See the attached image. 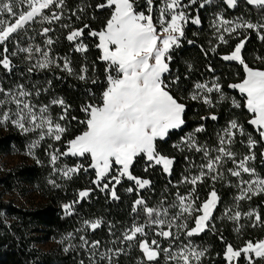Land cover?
I'll return each instance as SVG.
<instances>
[{
  "label": "snow or ice",
  "instance_id": "snow-or-ice-1",
  "mask_svg": "<svg viewBox=\"0 0 264 264\" xmlns=\"http://www.w3.org/2000/svg\"><path fill=\"white\" fill-rule=\"evenodd\" d=\"M243 2L261 10L258 21L243 16L226 17L225 11L236 9L240 0H219V4L217 0H159L158 3L157 0H143L142 4L141 0H103L94 8L108 10L109 15L103 26L96 30L88 23L81 27H74L72 23L73 17L80 20L86 10L93 7L89 3L82 4L75 11L69 10L71 15L66 16V0H0V46H3L0 67L3 70L13 73L16 65L12 58L22 53L25 60L34 61L27 68L29 74L36 70L58 69L82 82L103 83L99 96L88 90L91 99L80 107L83 119L69 116L71 106L62 97L54 96L44 104L34 102L33 98L48 92V87L40 88L34 84L30 89L19 83L15 88L6 89L0 84V125L11 124L25 134L36 135L37 138L27 145L28 155H33V150L40 148L46 140L61 142L72 121L83 125L79 134L67 140L65 151L53 148L52 143L47 144L52 176L70 181L81 171L87 173L91 169L95 174L92 184L101 192H107L113 200L120 199L116 186L124 179L134 183V187L126 189L128 193L151 187L149 179L133 175L132 167L138 158L146 161V172L160 166L163 173L172 175L175 157L162 154L158 150V141L165 140L170 132L181 129L186 123L187 105L172 93V87L179 84L181 77L169 74L173 54L186 39L187 26H202L199 11L217 5L209 24L215 41H209L211 52L215 53L221 45H228L232 39L238 40L221 59L242 67L243 77L228 87L238 91L243 104L235 97L227 96L219 77L215 76L208 81L195 82L189 98L212 110L208 116L201 117L202 120H218L215 109L221 103L228 102L235 109L245 108L251 114L247 123L255 128L259 140L247 133L238 120L230 119L217 133L216 147L210 148L198 141L196 134L205 131L204 125L198 126L173 145L181 152L201 154L200 164L185 157L190 172L179 183L189 186L186 193L177 191L174 200H161L157 206H149L138 195L131 212L135 216L142 213L144 222L138 223L134 218L131 225L111 241L120 247L105 248L100 240H90L87 232H95L105 222L102 218L84 219L75 233L62 238L61 243L69 241L65 251L82 249L87 264H117L119 257L134 247L141 253L137 264H160L161 260L163 264H204L210 256V249L194 241L206 232H217L216 213L222 204V197L215 187L217 182H227L238 192L232 204L224 206L219 219L231 222L237 235L245 227L242 221H248L247 226L252 228L264 227V219L257 209L241 211L240 207L241 202L264 194V175L255 166L257 145L264 143V68L250 66L244 55L251 33L264 43V0ZM194 5L197 7L193 16L190 9ZM65 18L69 22L60 23ZM45 23L60 24L61 28L67 29L65 39L74 52L81 54L89 50L84 42L87 30V36L96 40L94 46L100 52L98 59L105 65L103 81L95 75L94 65L90 70L87 64H83L77 70L68 56L53 55L52 46L57 40L49 35L54 31L52 27H43ZM34 24L42 26L38 34L45 37L44 47L31 43L35 35L29 33L34 31ZM22 39L29 41L27 46H21ZM9 43L14 45V50H9ZM187 43L191 45L195 41L187 40ZM204 55L207 56L208 51ZM254 59L264 63V56L256 55ZM188 69L191 70V65ZM208 71L214 72L215 69L209 65ZM46 83L51 85V81ZM54 107L60 109L55 115ZM238 137H245L240 143L247 148L246 154L240 155L233 150ZM259 156L264 163V151ZM62 157L84 159L88 164L63 163L59 166ZM229 162L233 166L225 167ZM229 177L235 178V182ZM209 180L212 187L201 200L198 186ZM48 183L55 188L61 187L56 178H50ZM92 192L91 188L79 190L76 199L63 204L65 216L74 215L75 206L88 199ZM113 227L108 225L110 235L115 236ZM152 228L158 231L149 241L147 230ZM76 233H79V245L71 243L77 238ZM161 239L167 241L166 247L161 245ZM220 239L223 241L222 235ZM223 259L225 264H264V239L247 240L239 247L226 243ZM79 264H85V260L81 259Z\"/></svg>",
  "mask_w": 264,
  "mask_h": 264
},
{
  "label": "trees",
  "instance_id": "trees-1",
  "mask_svg": "<svg viewBox=\"0 0 264 264\" xmlns=\"http://www.w3.org/2000/svg\"><path fill=\"white\" fill-rule=\"evenodd\" d=\"M103 2V0H66V16L71 15V11L77 10L79 6L85 3L93 5L92 8L86 10L82 15V19L76 20L73 17L72 23L74 27H81L84 23L91 25V28L99 30L106 18L109 15L108 10H95L94 5ZM187 2V0H185ZM158 3V1H157ZM197 6H192L190 11L192 15H196ZM55 10V9H53ZM71 10V11H69ZM214 11L212 6H208L199 11L202 20V26L198 27L189 24L186 28V39L182 47L175 50L173 54V61L171 63L172 72L171 77L179 75L181 77L178 85L172 87V93L181 102L187 105L185 112V125L179 130H173L169 136L163 140L158 141V150L167 156L175 157V164L173 172L170 177H166L162 173L159 166L149 168L146 172L144 170L146 163L144 158H138L132 167L133 175L142 177L152 181L151 188L148 191H142L141 196L148 200L150 197L160 196L164 197L168 193L179 191L181 178L189 174V161L185 157H190L196 164L202 162L201 154L196 152L178 151L173 147L174 144L179 143L182 136L194 132L195 128L204 125L205 131L198 133L197 139L200 144H206L210 148L217 145V133L221 131L230 119H236L243 124L245 131L250 133L254 138L259 140V135L255 128L247 122L251 119V114L243 107L239 109L232 108L230 103L225 102L218 105L215 109L218 120L211 119L202 120L201 117L208 116L212 111L207 106L198 101H192L189 98L190 92L193 90L195 82H203L211 80L214 76L219 77V82L223 85L224 93L229 97H235L243 104V98L237 90L230 89L229 84L237 83L243 77L242 67L236 62H227L221 59V56L228 54L235 43L236 39L230 40L228 45H221L215 53L211 52L209 41L215 43L212 30L209 27ZM225 15L229 19H235L237 16H243L245 19H251L253 22L260 19L261 10L255 6H249L240 0L239 6L232 10H226ZM95 18H92V17ZM65 18L60 23H68ZM34 31H30L29 35H35V39L31 41L32 44H39L44 47L43 41L45 37L38 34L41 29L40 24H34ZM43 27H52L53 32L49 33L54 40H57L52 46V54L56 57L68 56L72 61V66L79 69L83 64H87L91 70L95 66V75L99 76L100 81H103V71L105 65L98 59L100 52L95 48L96 40L87 36L85 31L84 42L88 44V52L85 54L76 53L73 51L69 42L65 39L67 29L60 27V24L48 25L43 24ZM187 40L195 41L194 44L189 45ZM28 40H21V46H27ZM9 50H14V45L9 43ZM203 49V50H202ZM3 46H0L2 52ZM208 51L205 56L204 52ZM246 62L252 67L264 68V63H260L254 59L256 55L264 56V43L260 42L255 33H251L250 39L246 43L244 51ZM13 63L16 67L13 73H7L0 67V84L4 88H15L19 83L25 84L26 87L32 88L35 84L37 87H48V92H42L39 97H34L36 103L44 104L54 96L62 97L67 104L71 106L69 116L75 115L83 119V113L80 112V107L83 103L90 100L88 90L91 89L97 96L103 89V83L92 85L91 83L82 82L74 76H69L67 73L60 70L40 71L36 70L29 74L27 68L31 63L24 59V54L13 57ZM191 65V70L188 69ZM211 65L215 69L214 72L208 71V66ZM57 77H60L57 79ZM51 81L49 86L46 82ZM216 94H213L215 96ZM53 114L60 112L59 108L52 109ZM69 131L65 134L61 142L45 141L42 142L40 148L34 149L36 155L34 160L24 158L27 153L28 143L36 139L35 134H25L18 128L11 124H7L6 129L0 128V155L7 154L14 149L22 154L20 162L13 166L1 170L0 169V264H79L81 259L85 260L87 264V257L85 253L78 254L73 250H61L50 247L42 249L37 244L43 238H60L66 236L68 233H75L79 224L78 218L92 219L103 218L104 225L95 232L90 233L91 240H100L105 243L109 238L108 225L112 222H123L131 210V202L134 198L130 197L125 191L132 183L124 180L122 183L124 188H118V196L120 199L117 202L109 201L108 195L103 197L102 193L93 192L91 196L85 201L77 204V213L72 216H65L63 211V204L69 203L76 199L77 193L82 189H95L92 180L95 179L94 171L89 169L87 173H81L75 176L70 181L57 179L52 176V165L47 154V144L52 143L53 148H60L65 151L67 147V140L73 138L83 129V125L72 121L69 125ZM245 137H238L237 142L232 146L233 150L238 154L243 155L247 153V148L240 143ZM264 151V143L258 144L256 148L257 160L255 166L262 175H264V163L261 162L259 153ZM69 165H74L80 161L79 158L66 157ZM138 164H144L143 169H138ZM229 162L225 167H232ZM50 178H56L61 184L60 188H55L48 183ZM230 181L235 178L229 177ZM167 181H171L168 183ZM179 185L178 188L174 185ZM212 187V182L209 180L203 185L198 186V193L203 200ZM218 193L222 197V204L217 209L216 216H219L220 208L222 209L225 200L233 201L238 192H233L230 187H225L218 183L215 184ZM33 188L35 195L31 196L28 190ZM19 194L22 200L15 201L12 196ZM130 201L126 203V200ZM244 207L241 211H248L249 209H257L264 219V194L255 196L251 201L241 202ZM3 215L5 217H3ZM234 225L231 222L223 224V221L218 223L217 232L214 236L209 237L212 248L210 256L205 260L204 264H225L221 253L223 249V241L219 240L222 235L224 240L231 242L235 247L241 246L247 240H258L264 238V227L252 228L245 226L242 233L237 235L233 230ZM42 234V237L40 236ZM205 234L198 237L199 240L204 239ZM35 242V243H34ZM219 254V255H217ZM217 255V256H216ZM130 261L128 256L122 255L119 257L117 264H124Z\"/></svg>",
  "mask_w": 264,
  "mask_h": 264
},
{
  "label": "rangeland",
  "instance_id": "rangeland-1",
  "mask_svg": "<svg viewBox=\"0 0 264 264\" xmlns=\"http://www.w3.org/2000/svg\"><path fill=\"white\" fill-rule=\"evenodd\" d=\"M157 1L159 2V0H157ZM142 3H143V0H141V4H142ZM217 4H219V0H217ZM216 10H217V5H212V11H216ZM1 127H4V129H6L7 124H6V125H0V128H1ZM35 137H36V135H35ZM46 141H47V140H46ZM59 149H60V148H59ZM20 155H22V154H19V152L16 151V150H14V149L10 150V152L7 153V154L0 155V169H1V170L7 169V168L13 166L14 164L20 162V159H21V157H22V156H20ZM23 156H24V158H26V159H28V160H34V159L36 158V155L34 154V152H33V155H28V154L26 153V154H24ZM79 159H80V158H79ZM63 163H67V164H68V162H67V158H66V157H62V158H61V161H60V165H59V166H62ZM78 163H84L85 166H87L88 161H87V160H84V159H80V161H79ZM145 163H146V161H145ZM143 167H144V164H138V165H137V168H138V169H143ZM159 167H160V166H159ZM162 173H163V171H162ZM163 174L166 175L167 178L170 177L169 175H167V174H165V173H163ZM140 178H142V177H140ZM247 178H248V177H247V174H245V179H247ZM57 179H58V176H57ZM143 179H146V178H143ZM124 180H125V179H124ZM124 180L122 181V183L125 182ZM130 182H131V181H130ZM151 182H152V181H151ZM167 182H168V183H171V181H167ZM231 182L234 183L235 180H234V181H231ZM122 183H121L120 185H117V186H116V191H117V192H118V188H119V187H121V186H122V188L125 187V186L122 185ZM131 183H132V185H131L130 187H134V183H133V182H131ZM217 183L220 185V187H221V184H222V185H224L225 187H228V188H229V185H228L227 182H217ZM151 185H152V183H151ZM110 187H111V185H110ZM188 187H189V186L186 185V184H181V188H180L179 192H181L182 194L186 193V190H187ZM150 188H151V187L146 188V189H143V190L134 191V192H132V193H128L126 190H123V191H125L129 196L131 195L130 197H132V195H135V196H133L134 198L132 199V202H131V206H132V205H133V201L137 198V196L139 195L140 197H142V196H141V192H142V191H148ZM230 188L233 189V190H232L233 192H236V191H237V189H236L235 187H230ZM230 188H229V189H230ZM93 192H95V193H97V194L102 193L103 197H106V196L108 195V197H109V201H111V202H117V201H118V200H113V199H111L110 195H109L107 192H101V191H100L99 189H97L96 187H95V189H93ZM93 192H92V193H93ZM176 192H177V191H176ZM176 192H174V193H168V194H167L166 196H164V197H160V196L150 197V198H149L148 200H146V201H147V203H148L149 206H157L158 203H159L161 200H166V201H168V202H171L172 200L175 199V193H176ZM28 193H29V194L31 193V196H34V195H35L33 188H30V189L28 190ZM12 198H14L15 201H20V200H22V198H20V195H19V194H15L14 196H12ZM128 201H130V198H128V199L126 200V203H128ZM232 202H233V201H230V200H225V201H224L223 206H222V209L220 208L219 216L223 213L224 206H225V205H231ZM76 206H77V205H76ZM76 206H75V213H77V207H76ZM240 207H241V209H242V207H244L243 204H241ZM131 208H132V207H131ZM252 209H254V208H252ZM219 216L217 217V220H216V229L218 228V223H220L221 221H223V224H226L227 222H229V221H227V220H221V219H219ZM3 217H5V216L3 215ZM134 218L136 219V221H137L138 223H143V222H144V216H143L142 213L140 214V216H135V214H133V213L131 212V210H130L129 215L126 216L125 221H123V222H116V223L112 222L111 225H114V227H113V232L115 233V236L110 235V233L108 232L109 238L106 240L105 243H102V244L104 245V247H105V248H108V247H120V246H121L120 244L117 243L116 245H113V244L111 243V241H112L113 239H115L116 237H119V236L121 235V232H122L126 227H128V226L131 225V223L133 222V219H134ZM78 219H80V220H79V224H78V226H77V229L80 228V226H81V222L84 220V219H82V218H78ZM92 219H95V218H92ZM102 219H103V218H102ZM103 221H104V219H103ZM242 223H244L245 226H247L249 222H248V221H242ZM103 225H104V224H103ZM103 225H102V226H103ZM147 231L149 232L148 239H149V241H150V240L153 238V233H154L155 231H158V229H156V228H152V229H148ZM90 233H91V231L87 232V236H88L89 239H90ZM204 234H205V238H204V239L199 240L198 237H197V238H195V241H194V242L197 243V244H202V245H204V246H207V247L210 249V251L213 250V249H216V247L212 248V246H211V241H210V239L207 237L208 235H209V237L214 236L215 233H212V232H206V233H204ZM40 236L42 237V234H40ZM76 236H77V238L74 239V240H72L71 243L76 244V245H79V243H80L79 238H78V237H79V233H76ZM64 237H65V236H64ZM62 238H63V236L60 237V238H54V237H53V238H52V237H51V238H48V237H46V238L41 239V241H40L39 244H37V245H38L39 247H41L42 249H47V248H50V247H54V248L61 249V250L63 251L66 247H68V243H69V241L64 240V242L61 243ZM263 239H264V238H263ZM90 240H91V239H90ZM219 240L221 241L220 237H219ZM255 241H256V240H255ZM34 243H35V242H34ZM226 243H231V242H229V241L223 239V249H222V253H221V256H220V257H222V259H223V252H224V250H225V245H226ZM161 245H162L163 247H166V246H167V241H164V240L161 239ZM124 246L127 247V245H124ZM234 247H235V246H234ZM69 250H72V249H69ZM73 251H77L78 254L84 253V251H83L82 249H76V250H73ZM121 256H122V255H121ZM125 256H128V258L130 259V261H127V262H125L124 264H137L138 260L141 258V253H140V251H139L138 248H135V247H134V248L128 250V252H127V254H126ZM216 256H217V255H216ZM223 260H224V259H223ZM160 264H163V260L160 261Z\"/></svg>",
  "mask_w": 264,
  "mask_h": 264
}]
</instances>
